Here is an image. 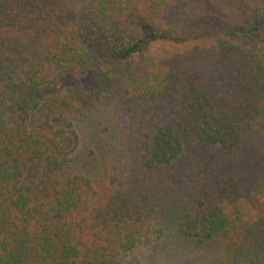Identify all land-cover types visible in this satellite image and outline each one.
<instances>
[{
	"label": "trees",
	"instance_id": "1",
	"mask_svg": "<svg viewBox=\"0 0 264 264\" xmlns=\"http://www.w3.org/2000/svg\"><path fill=\"white\" fill-rule=\"evenodd\" d=\"M168 3L0 0V264H141L127 257L150 233L163 236L150 197L126 167L113 169L115 148L100 142L111 167L98 180L72 170L89 162L73 157L81 142L76 119L112 98L132 111L154 104L166 119L150 135L147 171L170 167L189 144L207 148L193 177L196 196L180 214L181 236L226 251L237 264H264V198L254 220L244 211L264 185V167L242 185L229 170L235 152L254 145L247 132L264 128V18L245 8L240 22L178 27L164 19L177 11ZM191 40L203 43L193 60L209 65L160 61L145 77L135 72L148 44ZM220 67L231 73L233 93L221 87L217 94L219 86L201 77L208 71L217 81ZM89 70L93 98L85 110L63 85ZM235 204L237 214L229 210Z\"/></svg>",
	"mask_w": 264,
	"mask_h": 264
},
{
	"label": "rangeland",
	"instance_id": "2",
	"mask_svg": "<svg viewBox=\"0 0 264 264\" xmlns=\"http://www.w3.org/2000/svg\"><path fill=\"white\" fill-rule=\"evenodd\" d=\"M225 2L224 0H217L215 3L214 0H169L168 8H171L172 13L177 11L173 15H164V19L178 27H183L194 19L222 25L229 24V20L240 22L239 19L246 16L245 8H252L258 15L257 18H264V0H256V3L248 1L244 4L233 2L232 6ZM224 8L225 11L222 10ZM202 45L203 43L199 40H191L182 45L169 41H156L148 44L137 55L133 68L138 76L145 77L148 75V66L160 61L167 62L169 65L177 62L199 67L209 65L193 60L192 53ZM220 70L222 77L217 81L209 77L208 71L201 72V77L206 84L212 85L213 89L219 86L217 94L221 95L224 92L221 87L228 88V91L233 93L235 87L228 82L231 73L222 67ZM22 71L23 68L18 65L15 73L23 74ZM94 72L89 70L77 75L69 81V85H63V88L68 86L76 90L80 104L85 110L86 103L93 98L90 82ZM157 108L158 106L151 104V106L143 105L141 109L132 111L118 98H112L91 107L90 111L76 119L74 124L81 142L73 157H77L80 161L88 159L89 162L88 164L76 163L72 170L89 174L94 179L102 176L106 169L111 167L106 164L105 155L108 153L100 145V142H105L109 144L107 148H115L118 152L117 157L112 161L113 165H116V167L112 166L113 169L122 170L126 167L125 171L133 175L135 184H138L144 196H149L148 200L158 208L159 214L155 220V228L162 226L163 236L158 239L154 233H150L144 243L127 259L136 257L141 264H237L238 262L233 260L230 253L227 255L226 251H220L214 247L198 246L194 239L181 236L178 230L182 210L196 196L197 188L193 177L201 160L208 155L207 148L198 144H189L170 167L150 172L143 168V159L145 160L149 151L147 144L150 135L155 124L165 119L159 116L160 112ZM165 121L166 119L161 121L162 124ZM247 137L254 141V145L236 151L229 169L233 171L236 183L241 185L242 182L239 179L243 178L245 183H252L254 174L264 167V128L261 125L257 126L254 131L247 132ZM122 151H124L123 155ZM139 165L143 171L138 170ZM225 174L229 175L227 171ZM259 189L257 194L253 193L250 199L251 205L244 207L250 221L256 217L260 207L259 199L264 198L262 183ZM229 210L235 214L239 212L236 204Z\"/></svg>",
	"mask_w": 264,
	"mask_h": 264
}]
</instances>
